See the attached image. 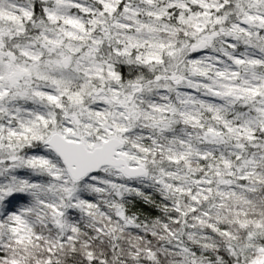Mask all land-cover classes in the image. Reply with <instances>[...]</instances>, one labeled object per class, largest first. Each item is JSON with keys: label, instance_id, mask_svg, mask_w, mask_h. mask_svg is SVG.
Returning <instances> with one entry per match:
<instances>
[{"label": "snow or ice", "instance_id": "6c2138e0", "mask_svg": "<svg viewBox=\"0 0 264 264\" xmlns=\"http://www.w3.org/2000/svg\"><path fill=\"white\" fill-rule=\"evenodd\" d=\"M0 264H264V0H0Z\"/></svg>", "mask_w": 264, "mask_h": 264}]
</instances>
